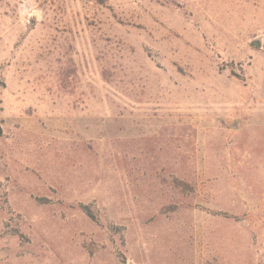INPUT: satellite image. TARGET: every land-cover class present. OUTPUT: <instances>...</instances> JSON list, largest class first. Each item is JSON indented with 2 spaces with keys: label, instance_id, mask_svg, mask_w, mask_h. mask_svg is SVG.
<instances>
[{
  "label": "rangeland",
  "instance_id": "1",
  "mask_svg": "<svg viewBox=\"0 0 264 264\" xmlns=\"http://www.w3.org/2000/svg\"><path fill=\"white\" fill-rule=\"evenodd\" d=\"M0 128V264H264V0H0Z\"/></svg>",
  "mask_w": 264,
  "mask_h": 264
},
{
  "label": "trees",
  "instance_id": "2",
  "mask_svg": "<svg viewBox=\"0 0 264 264\" xmlns=\"http://www.w3.org/2000/svg\"><path fill=\"white\" fill-rule=\"evenodd\" d=\"M82 210H84V212L90 217V218H94V216L92 215V212L90 211V208L88 206H82Z\"/></svg>",
  "mask_w": 264,
  "mask_h": 264
},
{
  "label": "water",
  "instance_id": "3",
  "mask_svg": "<svg viewBox=\"0 0 264 264\" xmlns=\"http://www.w3.org/2000/svg\"><path fill=\"white\" fill-rule=\"evenodd\" d=\"M1 132H2V131H1V128H0V134H1Z\"/></svg>",
  "mask_w": 264,
  "mask_h": 264
}]
</instances>
